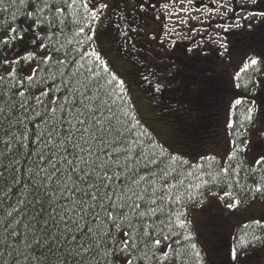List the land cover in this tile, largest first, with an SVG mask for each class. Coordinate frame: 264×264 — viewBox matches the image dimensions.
<instances>
[{"label": "snow or ice", "instance_id": "1", "mask_svg": "<svg viewBox=\"0 0 264 264\" xmlns=\"http://www.w3.org/2000/svg\"><path fill=\"white\" fill-rule=\"evenodd\" d=\"M213 3L217 7L206 8L208 13L236 16L231 25H217L225 32L252 17L264 19V11L246 7L258 0ZM12 8L11 24L0 34V51L7 48L0 63L11 69L0 75V264H171L173 259L202 264L197 245L182 241L192 239L187 203L201 195L198 190L207 181L180 191L184 181L169 183L175 168L164 164V150L157 153L159 146L144 139L148 133L130 107L127 81L95 46L108 5L103 0H0V12ZM29 30L39 53L12 55L26 43ZM214 42L227 52L223 36L217 34ZM21 61L35 66L26 72L17 67ZM260 63L253 57L241 72L258 70ZM241 103L238 98L234 106ZM254 112L253 102L249 122ZM244 150L237 145L228 160ZM260 168L264 154L254 157L252 171ZM220 172L229 177L219 195L229 201L228 209L241 204V194L264 198V176L244 187L230 176L234 169ZM252 223L264 227V216ZM240 244L248 241L241 238Z\"/></svg>", "mask_w": 264, "mask_h": 264}, {"label": "trees", "instance_id": "2", "mask_svg": "<svg viewBox=\"0 0 264 264\" xmlns=\"http://www.w3.org/2000/svg\"><path fill=\"white\" fill-rule=\"evenodd\" d=\"M15 11L16 9L12 8L9 9L8 13L0 12V34L4 32V29L7 25L11 24L10 17ZM17 15V24H19L21 28L25 27V21L20 18L19 13H17ZM229 20H233V18H230ZM215 22L219 24L229 23L228 21L222 20H216ZM262 23L264 22H261L260 24ZM205 27L208 29V25H205ZM146 28V32L149 33L148 36H145L146 39H150L148 37H150L153 33L159 32L157 29L159 28L158 23H152ZM43 31L44 29H41V32ZM106 32L107 35H105L104 39L99 41L105 46L109 47V50L114 48L117 52H119V44H115V46L112 47L109 39L110 34L108 32V28ZM247 32L248 31L244 29L238 33V36H251L247 35ZM31 36L32 30H29L25 35V41ZM0 39H2V35H0ZM232 39L231 42H237L238 48H240L239 51H241L238 56L239 63L237 61L236 64H234L238 66L235 76L233 77L234 86H232L230 82L231 79H228L227 73L225 77L226 83L223 85L221 90L218 92L215 91L216 100L218 102L217 105L213 102L215 101V98L213 97L210 106H207L212 112L220 111L225 118L226 111L229 106V124L227 128V135L222 133V129H220V125L218 123H215L214 120H209V115L213 114L210 109L207 108L206 110L201 111L199 106L193 100L194 97L201 93L204 88H202V86H193L189 92L180 91V88L178 87L180 85V81H174V78H176L177 75L173 74L171 69L168 71L164 70L162 64L160 62L158 63L160 60L163 62H168L170 58L172 59V55H176V53L165 52L161 48H154L156 43L168 48L166 43L160 41L158 42V39L155 38L154 40H151L153 43L152 47L144 46L145 49L142 51L141 56L139 57L140 60H138V66L136 70L132 69V60H129V58L125 57L123 54L117 53V55H121L128 61V83H135V87L140 93V96L150 105L152 110L169 114L170 117H167V121L175 126L177 128V132L180 133L179 139H172V144L176 143L181 147V149L178 147L175 152H172L161 145L153 137V135L145 129L148 133V136L144 137V139L147 140L150 137L151 140L159 146L157 148V153H159V149L162 148L165 153L164 164L171 165L175 168V172H173L175 179H170L169 183H176L178 180L182 179L184 184L180 188V191L183 192L188 189L190 185L194 186L197 183L207 181V183H203V186L198 190L201 195L187 203L186 211L187 218L191 222L189 229L192 233V239L189 242L182 241V244H196L197 248L201 252V256L203 257L202 264H222V259H225L226 264H242L245 262L243 259H247L248 257L251 258L255 255L259 257V264H264V227L256 226L252 223L254 220L261 219L262 215H256L257 217H255L253 220L240 218L234 224L231 221V217L239 213L241 214L248 204L252 202L264 201V198L257 195L255 199H251L248 195L241 194V204L237 208L231 210L226 206L227 202H229L227 199L223 202L219 200V195L222 194L223 191L227 190L223 181L229 179V177H225L220 172L221 168L229 167L230 170L234 169L235 173L230 172V176L234 177V181H238L239 184L244 187L255 184L261 179L262 176H264V168L252 171L254 159L250 157V144L252 141L250 133L251 131H255L257 128L263 129L261 122L264 120V95L259 96L257 94V89L261 80L264 78V48H261L264 47V37L261 35V33H259L252 41L246 38L245 42H241V44H238V37ZM250 43H256L255 45L257 46L255 47V45H251ZM177 44L181 45L180 43ZM24 46L25 42H20V44H18L16 47L21 49ZM244 48H246L245 51L247 49L248 51L243 52L242 50ZM250 50L254 51V54H250ZM258 50H261L262 53L255 55L256 52H260ZM30 51L39 53L40 50L37 47L32 49L24 47V50H20L18 53L22 57L25 52ZM230 51L231 50L229 49L225 53L229 54ZM6 52L7 48H5L3 51H0V57H3ZM220 53H222V51H220ZM15 54L16 53L12 55ZM231 57L232 56L230 55L229 58ZM253 57L261 61V63L257 66L258 70L250 68L245 72H241L245 62L252 59ZM149 61L152 62V65H150ZM157 63L158 65H161V67H158L157 69L158 72L155 71V64L157 65ZM33 66H35V62L29 65L21 61L20 65L17 67L24 68L26 71L27 68H31ZM10 70V66L0 63V75H6ZM191 72L193 75L195 74L197 77H200L198 74L199 72L197 73L196 69L195 73H193L192 69ZM238 72L240 73L239 78H237ZM159 78L160 80H158ZM237 85H239V87ZM162 91L164 93L166 92L165 94H167V97H164L161 94ZM225 98H227L226 101H224ZM238 98L242 100V103L240 105L234 106V101ZM158 100L162 102L161 105L155 104ZM229 101L231 102L230 105ZM253 102L255 103V112L253 114L252 121L249 122L246 119L247 109L253 106ZM167 104H169L171 107H167ZM130 107L132 108L131 105ZM201 118H204L203 123L206 124L205 132L200 130L201 124H199V126L196 125V123L201 122ZM230 124L231 126H229ZM203 133L205 134L203 135ZM245 141H247L246 144ZM237 145H239L240 148H244L245 150L237 151L235 157L229 161L228 157ZM197 146L200 147V150H196L197 152L190 151V148H197ZM171 156L178 157V160L173 163L170 160ZM208 157H214L215 159H202ZM183 161H187V163H183ZM194 165H198L199 167H194ZM163 166L164 165H162V167ZM189 173H191V175H189ZM213 176L217 177L215 181L212 180ZM192 191L195 193L197 190L193 187ZM211 193H217L218 195L213 196ZM201 200H203L202 204L200 203ZM263 204L264 203L261 205ZM261 205H259V207ZM208 206L215 207L216 209L211 211V215L218 213L221 215L220 218L224 219V226H222V228L215 230L212 224H210V212L206 210ZM196 214H199L202 218L207 219L204 225L210 232H212V230L215 231L214 237L207 236L208 238L205 240V242L203 237L201 242L199 240V230L201 232L202 229H200V226L194 220ZM245 225H248V227L245 228ZM231 226H233L232 231ZM253 235L260 236L261 239L253 241ZM241 238H244L248 241L247 246H241ZM215 241H220L221 244L216 248H212L210 243ZM171 242L172 241L166 242L164 247L166 248L167 243ZM233 247H237V259L235 261L232 259ZM227 248L229 249L228 255L225 256L224 252ZM218 253H222L221 260L220 256L217 255ZM171 264H177V262L173 259Z\"/></svg>", "mask_w": 264, "mask_h": 264}, {"label": "rangeland", "instance_id": "3", "mask_svg": "<svg viewBox=\"0 0 264 264\" xmlns=\"http://www.w3.org/2000/svg\"><path fill=\"white\" fill-rule=\"evenodd\" d=\"M107 1H110V0H107ZM198 2H199V0H194L193 8H195V7L197 8ZM177 3L179 4V6H177ZM165 4L168 5L167 8L163 7V5H165ZM181 9H189V10L181 11ZM147 11H148V14H150L152 16V18H153V16H155L158 19L157 21H159L160 17L162 18V20H163L162 21L163 22L162 35H161L162 38H164L165 40H167V39L173 40L175 37H177L179 39H182V38L187 39V32L190 31V33H191L190 39L196 43H189L186 45L182 44V46L189 51H194V53H196V54H198L200 51H203L204 53H207L209 55H211V53H213V57L215 59H216V55L220 56V60H223V64H220L219 62L214 63L213 65H211L209 70L214 69L213 72L215 74L218 73L220 75H224L225 71H229L230 73L228 72V77H231V76L234 77L235 76L236 69L238 66L234 65V64H236V62L238 61V56L241 53V51H239L237 42H234V41L230 42V45H232V47H230L231 51L229 52V54L232 53V54H230L232 57L229 58L230 55L225 53L224 50L222 48H220V46L217 43H214L213 39H211L210 37L198 35L196 38V35H197V29H196L197 19H198V17L200 18L203 15H198L200 13L191 11V7H190V5L187 4V0H152L149 2ZM201 14H204V12ZM211 16H212V13L206 12V14L204 15V18L209 19V18H211ZM251 19L252 18H250V20ZM233 23H235V22H233ZM107 25H108V23L104 19L101 22H98L97 39H96V45L95 46L101 52V54L106 59V61L109 63V67L111 68V70L113 72H115L121 79H124L125 81H127V84H128L129 90H130L128 100L130 102V105L134 109V112L137 116V119L141 122L143 128L146 129L150 134H152L153 137L161 145H163L164 147H166L167 149H169L172 152H175L176 149H178V147L181 149V147L178 146L176 143L172 144L174 139H179L180 133L177 132V128L175 126H173L171 123H169L167 121V117H170V115L164 114L163 112H158V111L151 109L150 105L146 101H144L143 98L140 96V93L138 92L137 88L135 87V83L134 82L128 83V81H129L128 80L129 64H128L127 59L122 57L121 55L120 56L117 55V53H119V52H117L114 48L109 50V47L105 46L103 43H101L99 41V40L104 39L105 35H107V32H106ZM263 34H264V31H263ZM119 36L120 35H117V34L115 35V37H114L115 42L118 40ZM32 39L33 38L30 37L31 41H32ZM168 43L174 44L175 42H168ZM28 49H32V48H28ZM232 49H234V50H232ZM220 51H222L223 54H221ZM242 51H245V49H243ZM149 62L152 63L151 61H149ZM158 63H159V61H158ZM158 63H157L156 68H155L156 72H158L157 71L158 67H161V65L160 64L158 65ZM238 63H239V61H238ZM30 70H31V68H27L26 72H30ZM205 77H208V79H206ZM211 79L212 78H210V74H208V73H203L202 76L199 78V80L201 82H203L202 88H204L203 90H205V91H203L200 95H197L194 102L199 106V109L201 111H204L207 108H209L207 106H210L211 100L213 97L215 98V101H213V102L216 105L218 103L216 100L215 91H211V95L208 92L209 91L208 89H210L212 87H208L207 85H209L211 82L215 83V80L212 79V81H211ZM230 82H231L232 86H234V81L231 80ZM260 83H261V86L258 87V92H260V96H262V94L264 95V78ZM206 87H208V89H205ZM165 93L163 91L161 92V94L164 97H167V94H165ZM226 100H227V98L224 99V101H226ZM161 103L162 102L160 100H158V101H156L155 104L161 105ZM167 107H171V106L169 104H167ZM225 109H226V107H225ZM201 111H200V113H201ZM210 111H211V109H210ZM212 113L213 114L209 116V118H210L209 120H214L215 123L220 122L222 119L225 120V117L221 114L220 111H217V112L214 111ZM228 116H229V112H228ZM203 120H204V118H201V122L196 123V125L199 126V124H201L200 130L202 132H205L206 124L203 123ZM228 124H229V118H228V123L224 125V127L226 129H227ZM261 125L263 128V131H262V129L257 128V129H255V131H251V133H250V137L252 139L251 144H250V157L252 159H254V157H257L261 154H264V136L260 134V133L264 132V120L261 122ZM220 129H222V128L220 127ZM221 131L223 134L226 133V131L224 129H222ZM204 134L205 133H203V135ZM196 150H200V147L197 146V148L196 147L190 148V151H196ZM262 203H264V201L252 202V203L248 204L244 208V210L242 211L241 214L239 213V214L231 217L232 223L234 224L240 218H245L246 220H253L257 216H260V215L264 216V204L261 205ZM259 205H261V206L259 207ZM206 210H208L210 212V217H209L210 218V224H212L214 229L217 230V229L222 228V226H224L223 225L224 219L220 218L221 215H219L218 213L211 215V211L216 210L215 207L208 206ZM194 220L198 223V225L200 226V229H202L201 232L199 230V233L201 234V236H200V234H198L200 242L202 241V237L204 239V242L208 237H214L215 231L212 230V232H210L204 225V223L206 222L207 219H204L199 214H196V216L194 217ZM232 228H233V226H231V231H232ZM210 244H211L212 248H216L221 244V242L215 241V242H212ZM228 250H229L228 248L225 250V252H224L225 256L228 255ZM222 253L217 254L218 256H220V260H221ZM258 258L259 257H257L255 255V256H252L251 258L248 257L247 259H243V260L245 261L244 263H246V264L247 263L248 264H259ZM221 261H222V264H226L225 259H222ZM244 263H242V264H244Z\"/></svg>", "mask_w": 264, "mask_h": 264}, {"label": "flooded vegetation", "instance_id": "4", "mask_svg": "<svg viewBox=\"0 0 264 264\" xmlns=\"http://www.w3.org/2000/svg\"><path fill=\"white\" fill-rule=\"evenodd\" d=\"M150 1L152 0H110V1L103 0V2L108 5V9L105 12L104 19L108 22L107 28L110 34L109 39L112 44V47L115 46L116 42H118L119 44L118 47L119 49H121L123 55L129 58V60H132L133 70L137 69L138 60H140L139 57L141 56L142 51L145 49L144 46L152 47L153 43L151 42V40H154L155 38L158 39V42L160 41V35L163 27V22H162L163 20L159 16L160 19L159 21H157L158 19L155 16H153L152 18V16L148 14L147 8ZM141 4H143V7H141ZM152 23L159 24V28H157L159 32L153 33L150 37H148L150 39H146L145 36H148L149 34L146 32L147 30L146 27L151 25ZM263 31H264V24H259L253 35L248 37L241 35L238 37L237 41L239 42V44H241V42H245L246 38L252 41L259 33H261V35L264 36ZM116 34L120 36L118 37V40L115 42L114 37ZM198 35L210 37L211 39H213L214 42L215 41L214 22L210 21L208 29H206L205 26H202L199 29ZM250 44L255 45L256 43H250ZM166 45L168 46V48L156 43L154 48H161L165 52L176 53L175 56L172 55L173 56L172 59L170 58L168 62H163L160 59L159 62L162 64L164 70L168 71L171 69L173 71V74L177 75V77L174 78V81L179 80L180 81L179 86H183L186 90H191L193 86H198V87L203 86V82L199 80V77L197 78V75L195 74L193 75L191 72L192 69L193 73H195V69H196V72L197 73L199 72L198 73L199 76L201 75L202 72L208 73L210 74V78L215 80V83L211 82L209 85H207L208 87H212L209 89L210 91L218 92L219 90H221L223 85L226 83L225 77L228 71H225L224 75H220L218 73L215 74L213 72L214 69L209 70L211 65H213L214 63L219 62L220 64H223V60H220V56L216 55V59H215L213 57V53L209 55L207 53H204L203 51H200L198 54H196L194 53V51H189L183 46H181L182 44L179 45L177 43L174 44L166 43ZM256 46L257 45H255V47ZM258 51L260 52H256L255 55H259L262 53L261 50ZM250 54H254V51L250 50ZM150 65H152V63H150ZM205 78L208 79V77ZM158 80H160V78ZM156 84H157V80H156ZM208 87L206 88L208 89Z\"/></svg>", "mask_w": 264, "mask_h": 264}, {"label": "water", "instance_id": "5", "mask_svg": "<svg viewBox=\"0 0 264 264\" xmlns=\"http://www.w3.org/2000/svg\"><path fill=\"white\" fill-rule=\"evenodd\" d=\"M26 46H27L28 48H34V46H33L31 40H28V41L26 42ZM18 51H19V50H18L17 48H15V51H14V52H18Z\"/></svg>", "mask_w": 264, "mask_h": 264}]
</instances>
